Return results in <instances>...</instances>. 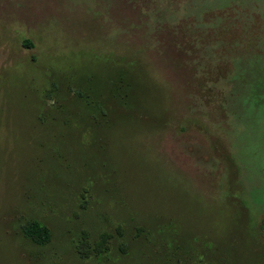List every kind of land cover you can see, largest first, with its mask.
<instances>
[{"label": "rangeland", "instance_id": "374dc122", "mask_svg": "<svg viewBox=\"0 0 264 264\" xmlns=\"http://www.w3.org/2000/svg\"><path fill=\"white\" fill-rule=\"evenodd\" d=\"M224 8L223 49L196 20ZM251 12L0 0V264H264V25L226 55Z\"/></svg>", "mask_w": 264, "mask_h": 264}, {"label": "trees", "instance_id": "16d2710c", "mask_svg": "<svg viewBox=\"0 0 264 264\" xmlns=\"http://www.w3.org/2000/svg\"><path fill=\"white\" fill-rule=\"evenodd\" d=\"M233 7L237 9V7H235L234 5H230L231 11H233L232 10ZM230 8H224V10L222 12H220V14H216L215 15V14H211L210 13L209 15L207 14L206 16H202L203 17L202 20H198V19L196 20V23L200 24V26L208 25L210 30H211V27H213V29H215V30L217 29L215 31L216 32L215 33V37L216 36L218 37V35H220V44L223 46V49H224L223 38H222L223 37L222 36V34H223L222 33L223 32V26H225V24L227 25V23H229L228 27H231L232 26V21H233V19L232 20H226V18L223 15L225 13L224 11H226V10H228ZM246 12H248V11H246ZM255 16H253V13H252V15H250L249 17L244 18V23L243 24L237 25L236 26L237 28L233 27V29L239 30V28H241L242 30L239 31V32H241L243 34L242 37L240 36L241 40H253L254 44L256 46V44L258 43V39H255V35L257 36V38H258V36H260V34H261L260 29L264 25V20L263 21L259 20L257 18V16L256 17ZM234 20H236V19H234ZM234 22H237V21H234ZM256 23L260 24V28L257 29L258 31H255V30L251 31L250 28L252 27V25H254ZM212 25H214V26H212ZM258 27H259V25L256 28H258ZM239 32L234 33V36H231L230 38H235V41H236V35L239 36L238 35ZM231 45L235 46L236 43L235 42L232 43L231 39H230L229 43L227 45L228 50L231 49ZM249 45L251 46V41H250ZM23 234L28 240H30L31 242H33V243H35L37 245H44V244H46L49 241V235H48L47 230L45 228L37 225L36 223H30L28 226L24 227ZM80 257H83V256H80Z\"/></svg>", "mask_w": 264, "mask_h": 264}, {"label": "crops", "instance_id": "0c3cea01", "mask_svg": "<svg viewBox=\"0 0 264 264\" xmlns=\"http://www.w3.org/2000/svg\"><path fill=\"white\" fill-rule=\"evenodd\" d=\"M232 39H233V42L236 43V45L235 46L231 45V49L226 51L227 52L226 55L228 56V60L230 59V61H231L230 65L233 64L232 63V58L235 57L236 55L237 56H239V55L248 56L249 54H252V53L256 52L254 50L255 49V44H254L253 40H241V38H236V41H235L234 38H232ZM232 39H231V42H232ZM250 41H251V46L249 45ZM230 56H232V57L230 58ZM221 81L222 82L225 81V74L224 73L221 75Z\"/></svg>", "mask_w": 264, "mask_h": 264}]
</instances>
